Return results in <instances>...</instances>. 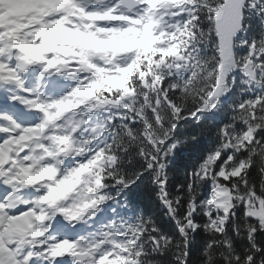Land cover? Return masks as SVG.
Segmentation results:
<instances>
[{
    "label": "snow or ice",
    "instance_id": "6c2138e0",
    "mask_svg": "<svg viewBox=\"0 0 264 264\" xmlns=\"http://www.w3.org/2000/svg\"><path fill=\"white\" fill-rule=\"evenodd\" d=\"M0 264H264V0H0Z\"/></svg>",
    "mask_w": 264,
    "mask_h": 264
}]
</instances>
